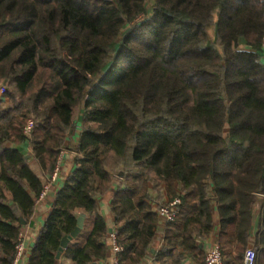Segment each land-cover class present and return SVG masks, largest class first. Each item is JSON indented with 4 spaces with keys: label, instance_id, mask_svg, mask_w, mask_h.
<instances>
[{
    "label": "trees",
    "instance_id": "1",
    "mask_svg": "<svg viewBox=\"0 0 264 264\" xmlns=\"http://www.w3.org/2000/svg\"><path fill=\"white\" fill-rule=\"evenodd\" d=\"M64 150L29 264H57L81 214L91 229L64 253L104 260L111 189L118 264H205L215 214L222 264H243L255 219L264 264V0H0V264L44 187L30 159L49 177Z\"/></svg>",
    "mask_w": 264,
    "mask_h": 264
},
{
    "label": "crops",
    "instance_id": "2",
    "mask_svg": "<svg viewBox=\"0 0 264 264\" xmlns=\"http://www.w3.org/2000/svg\"><path fill=\"white\" fill-rule=\"evenodd\" d=\"M79 130L80 128L77 126L74 128V130L70 134L68 138V145L70 147H74L76 145ZM20 148H22V151L25 152V154H27L28 156L30 155V147L28 146V144H23L20 146ZM62 155L63 157H62V163H61L60 176H59L57 183L54 186L49 188L46 197L41 202L35 203L34 212L31 218L26 222L21 220L24 223V224H21V229H20V235H21L22 244H23V252L21 254V257H19L18 259L15 258L12 264H29V257H30L31 249L35 243V240L37 238L39 231L44 225L47 214L50 211L51 205L54 201L55 194L57 190L61 187L66 174L73 169L74 153L70 150H64L62 152ZM29 165L32 168L33 172L39 176V178L43 181L44 184H46L48 182V176L47 175L43 176L41 174L40 168L38 167L37 163L34 162L32 159H30ZM113 192H114V189H111V191L107 195L98 197L96 200L98 208H99V212L105 219L107 227H108L107 237H106L107 244H109V233L114 230L113 219H112L110 209H109V203H110V199L112 197ZM150 195L152 197H155V194L152 191L150 192ZM83 215H84V221H83V226L81 228V231L79 235L77 236V238L75 240H72L69 243V245L72 243L82 244L85 237L87 236V234L89 233L91 229L92 218L87 216L86 214H83ZM218 230H219V222H218V217L215 214L214 219H213V232L207 239L199 240L197 242V246L203 250L205 255L216 244L217 237H218ZM255 231H256L255 229L254 230L252 229L251 235H250L249 247L251 248L253 246ZM162 236H163V226L161 225L155 237L154 245H156L157 248L160 247ZM64 251L60 255L59 259L57 260V264H74L71 258L65 255ZM114 258H115L114 255L109 250V252L106 254L105 259L98 262L97 264H113ZM151 263H152V258L150 257H147L142 262V264H151ZM185 264H191V263L189 261H186Z\"/></svg>",
    "mask_w": 264,
    "mask_h": 264
},
{
    "label": "built area",
    "instance_id": "3",
    "mask_svg": "<svg viewBox=\"0 0 264 264\" xmlns=\"http://www.w3.org/2000/svg\"><path fill=\"white\" fill-rule=\"evenodd\" d=\"M33 126H34V122L30 119L27 120L25 127L23 128V134L29 136ZM62 157L63 155L61 152L55 162V165L53 167L50 176L48 177V182L44 184V187L42 188V191L35 203L41 202L46 197L49 188L57 183L60 176ZM178 204H179V200L174 199L168 205L163 206L159 209L158 211L159 218L161 220L162 226H164L167 223L173 222L175 214L177 213ZM109 247H110V251L115 257L113 264H118L117 255L122 251V249L116 243V232L114 230L109 233ZM15 251H16L15 258L18 259L19 257H21V254L23 252V244L20 234L18 236V243L15 247ZM204 262L205 264H222V256L219 250V246L217 244H215L206 253ZM255 263H256V252L253 248L249 247L244 252L243 264H255Z\"/></svg>",
    "mask_w": 264,
    "mask_h": 264
},
{
    "label": "water",
    "instance_id": "4",
    "mask_svg": "<svg viewBox=\"0 0 264 264\" xmlns=\"http://www.w3.org/2000/svg\"><path fill=\"white\" fill-rule=\"evenodd\" d=\"M83 221H84V215L81 214L76 219V222H77L76 228L71 232V234L69 236L62 238V240L60 242V247H59L58 252L56 253V256H55V258L57 260L59 259L60 255L63 253V251L66 250L69 243L79 235L81 228L83 226ZM21 224H24V223L21 221Z\"/></svg>",
    "mask_w": 264,
    "mask_h": 264
},
{
    "label": "rangeland",
    "instance_id": "5",
    "mask_svg": "<svg viewBox=\"0 0 264 264\" xmlns=\"http://www.w3.org/2000/svg\"><path fill=\"white\" fill-rule=\"evenodd\" d=\"M241 47V46H240ZM224 135L226 136L227 135V130H225L224 131ZM258 196H260V195H258ZM257 220L255 219V221H254V225H253V230L255 229L256 230V228H257ZM255 233H256V231H255ZM255 237V236H254Z\"/></svg>",
    "mask_w": 264,
    "mask_h": 264
}]
</instances>
